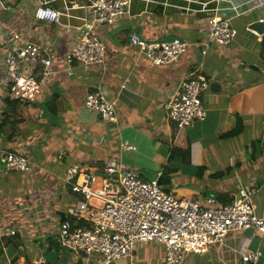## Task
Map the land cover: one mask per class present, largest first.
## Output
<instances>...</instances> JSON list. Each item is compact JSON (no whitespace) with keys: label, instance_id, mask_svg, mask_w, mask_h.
I'll list each match as a JSON object with an SVG mask.
<instances>
[{"label":"crops","instance_id":"obj_1","mask_svg":"<svg viewBox=\"0 0 264 264\" xmlns=\"http://www.w3.org/2000/svg\"><path fill=\"white\" fill-rule=\"evenodd\" d=\"M43 2L62 12L59 23L34 18ZM87 4L0 0V131L6 149L31 161L27 172L8 171L0 157L3 223L23 228L6 240L0 264L37 263L55 254V264H82L80 255L53 246L61 213L66 215L78 198L64 183L67 170L77 164L100 174L107 162L120 160L153 180L162 175L173 146L183 147L187 139L190 154L176 162L182 163L181 169L164 175L170 192L200 202L214 196L229 203L240 187H251L256 189L252 202L264 216V30L252 27L257 21L264 24V0H133L114 24L95 26L106 45V61L70 66L66 55L88 31ZM216 17L229 18L237 30L227 45L209 38ZM132 33L157 42L181 38L189 47L173 64L158 66L130 44ZM7 34L43 45L54 59V73L37 101L14 104L3 83L4 46L12 44L5 45ZM198 71L209 79L203 96L208 115L178 131L168 119V106L180 82ZM95 89L115 103L116 123L85 107L86 93ZM237 114L244 121L242 134L219 138L234 129ZM253 141L259 143L256 157L250 158ZM150 173L154 176L147 178ZM256 250L261 252L258 264H264V236L256 230H234L188 264H235L242 253ZM164 254L160 243H141L133 263L164 264Z\"/></svg>","mask_w":264,"mask_h":264},{"label":"built area","instance_id":"obj_2","mask_svg":"<svg viewBox=\"0 0 264 264\" xmlns=\"http://www.w3.org/2000/svg\"><path fill=\"white\" fill-rule=\"evenodd\" d=\"M133 0H88V31L80 37L66 62L83 66L106 61V45L95 32L96 25L114 24L126 15ZM62 12L47 2L38 5L34 18L38 21L60 22ZM88 20V21H87ZM5 45V73L3 83L9 96L23 103L37 101L44 84L54 73V59L46 48L36 42L7 34ZM237 36L229 18H213L209 38L227 45ZM129 42L158 66L171 65L187 52L189 44L176 38L172 41H150L138 33L130 34ZM209 79L203 71L185 77L168 106V119L178 131L195 121L206 119L208 111L203 96ZM85 107L105 122L118 121L116 105L101 89L88 91ZM126 148H132L125 145ZM0 157L8 171L27 172L29 158L4 147L0 131ZM64 183L78 198L66 211V218L57 230L58 251L65 249L81 256L82 264H134L133 252L138 244L160 243L164 246V264H188L194 255H202L210 247L221 244L234 230H256L264 236V216L259 215L252 202L256 189L240 187L229 203L209 196L204 202L177 197L164 190L158 178L146 180L123 161L112 160L101 173L72 165ZM22 232L8 227L0 213V251L6 240ZM259 250L244 252L235 264H258Z\"/></svg>","mask_w":264,"mask_h":264},{"label":"trees","instance_id":"obj_3","mask_svg":"<svg viewBox=\"0 0 264 264\" xmlns=\"http://www.w3.org/2000/svg\"><path fill=\"white\" fill-rule=\"evenodd\" d=\"M14 104H19V101L15 99ZM236 116H237V122H236V126L234 127V129H232L231 131L224 132V133L220 134L219 138H233V137H236V136H239L240 134H242V132L244 131V128H245L244 121L239 114H237ZM1 128L2 127L0 125V130H1ZM186 142H187V144L183 147L173 146V148L171 150V154H170L169 159H168V162L163 167L162 175H165V174L170 175V174L175 173L181 169L182 163L174 165V166H170V167L168 165L170 164L171 161L174 162V161H177L178 159H181V162H183L184 159H186L189 156V154H190V143H189L188 139L186 140ZM258 143H259L258 141H253V144L251 145L252 149L251 150L249 149L250 151H253V152H251V153L248 152L250 158H254V156L256 154V145H258ZM199 168L202 169V171L204 170V167H199ZM168 192H170V191H168ZM53 246H54V250L56 251V249L58 248V244H54ZM49 250L51 251V249H49ZM58 259H59V257L55 254V256H53V259L47 258L46 261L37 262V263H30L28 261L27 264H55L58 261Z\"/></svg>","mask_w":264,"mask_h":264},{"label":"water","instance_id":"obj_4","mask_svg":"<svg viewBox=\"0 0 264 264\" xmlns=\"http://www.w3.org/2000/svg\"><path fill=\"white\" fill-rule=\"evenodd\" d=\"M252 27L255 28L258 32H262L264 30V24L263 22L257 21L252 24ZM158 181L161 184H167L168 182L166 181V177L164 175H160L158 177ZM66 218L65 213H61V221H63Z\"/></svg>","mask_w":264,"mask_h":264},{"label":"rangeland","instance_id":"obj_5","mask_svg":"<svg viewBox=\"0 0 264 264\" xmlns=\"http://www.w3.org/2000/svg\"><path fill=\"white\" fill-rule=\"evenodd\" d=\"M246 134L249 136V133H248V132H247ZM244 137H245V136H244ZM176 162H177V161H174V162L171 161L170 164H169L168 166L170 167V166L177 165V164H175ZM178 171H179V170H178ZM178 171H177V172H178ZM177 172H176V173H177ZM153 174H154V173H150V174L146 175V177H147V178H152V177L154 176ZM172 174H174V173H172ZM170 187H171L170 183H168V184H164V185H163V188H164V190H166V191H171V190H170ZM175 192H177V191H175ZM173 193H174V191H173ZM174 194H175L177 197H185V196H182V195H178L177 193H174ZM19 228H21V229L23 230L22 227H19ZM65 250H67V249H65ZM67 251H69V250H67ZM53 254H54V253H53Z\"/></svg>","mask_w":264,"mask_h":264}]
</instances>
